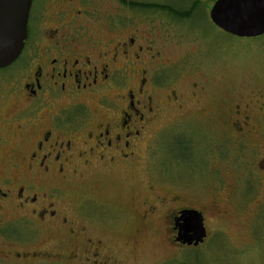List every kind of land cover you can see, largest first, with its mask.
<instances>
[{"label": "flooded vegetation", "instance_id": "flooded-vegetation-1", "mask_svg": "<svg viewBox=\"0 0 264 264\" xmlns=\"http://www.w3.org/2000/svg\"><path fill=\"white\" fill-rule=\"evenodd\" d=\"M107 1L114 3L113 9L105 10V4L94 0L93 8L88 0H32L23 48L10 66L0 69V74L11 71L0 76V110L12 108L0 116V264H53V252L62 250L63 241L85 232L65 216L60 205L70 200L67 188L73 177L86 178L100 171L130 172L144 152L150 162L160 149V144L154 145L156 139L148 136L151 125L167 109L183 107L182 98L173 90L163 92L168 86L162 75L167 65L160 63L161 52L154 45L164 40L158 45L162 47L167 41L160 35L148 37L154 30L145 25L151 8L137 7L129 0ZM103 32L110 37L103 39ZM193 87V93L206 92L202 84ZM263 101L232 109L213 101L210 111L219 112L202 115L212 129L221 130L226 142L244 150L257 130L264 140ZM251 167L254 179L245 183L263 184L261 165L257 161ZM229 173L223 192L231 185ZM161 177L155 176L153 182L164 186L169 181L167 199L154 193L151 181L145 201L138 193L130 198L131 205L138 200L144 210L138 215L141 229L149 230L153 222L157 228L164 221L165 229L155 234L167 243L165 248L177 252L196 248L178 241L181 213H199L207 231L205 213L214 203L204 202L199 208L183 195L170 192L174 190L170 182L177 178L165 177L164 181ZM241 182L235 177L231 187L239 189L240 196L248 188L241 190ZM104 211L114 212L123 221L134 216L88 193L76 202L75 212L85 222L97 224L91 214ZM45 234L56 240H40ZM101 246V242L86 239L84 248L92 252L87 262L100 258Z\"/></svg>", "mask_w": 264, "mask_h": 264}, {"label": "rangeland", "instance_id": "rangeland-1", "mask_svg": "<svg viewBox=\"0 0 264 264\" xmlns=\"http://www.w3.org/2000/svg\"><path fill=\"white\" fill-rule=\"evenodd\" d=\"M129 1L137 3V7L152 6L145 25L154 30L148 37L160 35L167 41L162 47L159 46L164 40L154 45V49L161 52L160 63L168 66L162 71L168 80L163 92L173 90L182 98L183 107L167 109L160 120L151 125L148 136L156 139L154 145L160 144V149L152 154L150 162L144 152L130 172L100 171L84 176L86 187L81 183L84 181L81 175L73 177L67 188L70 200H62L60 205L66 210L65 216L72 219L77 228H85V232L74 240L63 241L64 247L53 252L54 262L50 263L264 264V183H245L253 178L252 163L258 161L260 172L264 171V140H260L257 130L244 150L236 149L230 141L223 139L221 130L212 129L202 115L213 113L215 116L219 112L215 108L210 111L213 101L232 109L235 105L242 108L245 104L254 107L264 100V35L238 38L215 27L209 12L216 0ZM88 2L92 7L91 0ZM94 2L105 4V10L114 7V3L107 0ZM193 4L195 6L191 8ZM189 7V17L178 16L177 12L185 13ZM100 36L103 39L110 37L104 32ZM10 72L0 76L6 77ZM194 83L202 84L206 92L193 93ZM190 96L196 101H190ZM217 104L213 107H219ZM11 110V106L1 108L0 116ZM212 122L216 127L220 126L215 120ZM262 128L264 135V125ZM228 173L231 185L223 192ZM160 175L164 181L177 178V182H170L174 189L170 192L183 195L199 208L204 202L214 203L205 213L206 240L199 247L183 248L178 252L165 248L167 243L163 244L159 235V231L165 229L164 221L157 228L153 222L149 230L141 229L138 215L142 216L144 210L138 200L131 205L130 198L138 193L141 201H145L148 196L146 186L151 181L154 193L167 199L169 181L164 186L153 182L154 177ZM235 177L244 184L241 190L248 187L241 196L237 193L239 189L231 188ZM83 193L113 207L126 209L134 216L123 221L114 212L104 211L91 214V220L98 225L85 222L75 212L76 202ZM256 195L258 197L254 199ZM53 237L56 238L45 234L40 240H56ZM86 239L102 244L100 258H93V262L86 261L92 254L91 249L84 248Z\"/></svg>", "mask_w": 264, "mask_h": 264}, {"label": "water", "instance_id": "water-1", "mask_svg": "<svg viewBox=\"0 0 264 264\" xmlns=\"http://www.w3.org/2000/svg\"><path fill=\"white\" fill-rule=\"evenodd\" d=\"M32 0H0V69L19 56L27 34ZM211 23L231 36L257 38L264 35V0H216L210 9ZM178 241L197 247L206 231L197 212L181 213Z\"/></svg>", "mask_w": 264, "mask_h": 264}, {"label": "trees", "instance_id": "trees-1", "mask_svg": "<svg viewBox=\"0 0 264 264\" xmlns=\"http://www.w3.org/2000/svg\"><path fill=\"white\" fill-rule=\"evenodd\" d=\"M194 6H195V5L193 4L191 8H193ZM150 8H152V6H150ZM191 8L189 7V8L185 11V13H183V12H177L178 16H187V17H189V16H190V13H191ZM172 11H174V10H172Z\"/></svg>", "mask_w": 264, "mask_h": 264}]
</instances>
